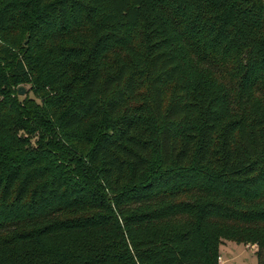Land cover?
<instances>
[{"label":"trees","instance_id":"trees-1","mask_svg":"<svg viewBox=\"0 0 264 264\" xmlns=\"http://www.w3.org/2000/svg\"><path fill=\"white\" fill-rule=\"evenodd\" d=\"M224 241L264 264V0H0V264Z\"/></svg>","mask_w":264,"mask_h":264},{"label":"rangeland","instance_id":"rangeland-1","mask_svg":"<svg viewBox=\"0 0 264 264\" xmlns=\"http://www.w3.org/2000/svg\"><path fill=\"white\" fill-rule=\"evenodd\" d=\"M10 39L12 42H8V44H14L13 50L16 53H21L28 45V42L32 44L31 37L25 34L22 30L13 33L9 37L8 41H10ZM22 88L25 91V96L34 98V94L30 90L31 87L29 85H24ZM36 102L40 103L38 100H36ZM255 252L256 246L254 245H243L230 241H224L219 246L218 264H258V258Z\"/></svg>","mask_w":264,"mask_h":264},{"label":"water","instance_id":"water-1","mask_svg":"<svg viewBox=\"0 0 264 264\" xmlns=\"http://www.w3.org/2000/svg\"><path fill=\"white\" fill-rule=\"evenodd\" d=\"M24 94H25L24 89H23L22 87H20V88L18 89V95H19V96H23Z\"/></svg>","mask_w":264,"mask_h":264},{"label":"built area","instance_id":"built-area-1","mask_svg":"<svg viewBox=\"0 0 264 264\" xmlns=\"http://www.w3.org/2000/svg\"><path fill=\"white\" fill-rule=\"evenodd\" d=\"M219 260V259H218Z\"/></svg>","mask_w":264,"mask_h":264}]
</instances>
